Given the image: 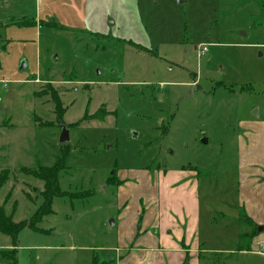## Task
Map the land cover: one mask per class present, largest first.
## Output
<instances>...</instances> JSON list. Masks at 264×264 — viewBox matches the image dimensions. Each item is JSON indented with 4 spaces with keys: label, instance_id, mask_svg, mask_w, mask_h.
Returning a JSON list of instances; mask_svg holds the SVG:
<instances>
[{
    "label": "rangeland",
    "instance_id": "rangeland-1",
    "mask_svg": "<svg viewBox=\"0 0 264 264\" xmlns=\"http://www.w3.org/2000/svg\"><path fill=\"white\" fill-rule=\"evenodd\" d=\"M250 123H264V0H0V208L38 227L16 247L0 232V253L115 264L119 216L130 226L157 177L194 171L200 264H264L240 207ZM40 167L65 193L44 216Z\"/></svg>",
    "mask_w": 264,
    "mask_h": 264
},
{
    "label": "crops",
    "instance_id": "crops-1",
    "mask_svg": "<svg viewBox=\"0 0 264 264\" xmlns=\"http://www.w3.org/2000/svg\"><path fill=\"white\" fill-rule=\"evenodd\" d=\"M243 128L246 139L241 136L237 170L243 202L240 207L246 213L245 219L258 229L252 246L259 249L264 248V123H250ZM199 176L194 171H179L157 177L163 187L158 185L155 190V203L140 204L130 226L124 221V215L119 216L118 238L128 236L129 240L126 239L125 246L116 249L115 264H184L187 257L189 264H200L197 251V246L202 245ZM120 181L123 185L129 184L125 178ZM173 196L175 200L171 199ZM125 209L124 205L121 214ZM240 238L239 234L238 241ZM239 253L251 251L241 250Z\"/></svg>",
    "mask_w": 264,
    "mask_h": 264
},
{
    "label": "trees",
    "instance_id": "trees-1",
    "mask_svg": "<svg viewBox=\"0 0 264 264\" xmlns=\"http://www.w3.org/2000/svg\"><path fill=\"white\" fill-rule=\"evenodd\" d=\"M93 116L95 119L103 120L106 116V112L104 111L103 108H101ZM29 174L44 182L45 188H44V191L41 192V194H43V197L45 199V202L42 206L43 216L53 213L52 209H50V207L52 206L53 200L65 194L64 192L61 191L60 186H59V181H58L59 168L58 167H40L37 170L30 171ZM3 180L4 179L0 176V186L3 183L2 182ZM121 184H122L121 181L118 180L115 186L119 187L121 186ZM36 215H37L36 218L39 219L38 214ZM39 215H40V219H39L40 221L43 216H41L42 214H39ZM246 220L253 229H256L255 225L249 219H246ZM24 228H33V230H37L38 227L35 224V221L33 219L28 223L26 221L16 223L13 221L12 214L7 215L5 213V210L3 208H0V232L12 238L13 247H16L17 236L19 232ZM256 233L253 234V236H255ZM13 250L14 251L9 252V253L2 252L0 253V255L2 256L4 260H7L8 262H10V264H17V258H16L17 250L15 249ZM242 250L250 251V250H246V248ZM186 260L188 261L189 257H187Z\"/></svg>",
    "mask_w": 264,
    "mask_h": 264
},
{
    "label": "water",
    "instance_id": "water-1",
    "mask_svg": "<svg viewBox=\"0 0 264 264\" xmlns=\"http://www.w3.org/2000/svg\"><path fill=\"white\" fill-rule=\"evenodd\" d=\"M179 3H182L183 1H186V0H177ZM259 56H261V54H259ZM62 127V132H61V135H60V143L61 144H68L70 142V136H69V130L67 128L66 125L62 124L61 125ZM204 142H206V139L204 140ZM262 229L260 228V231ZM184 264H189L188 261H186Z\"/></svg>",
    "mask_w": 264,
    "mask_h": 264
},
{
    "label": "built area",
    "instance_id": "built-area-1",
    "mask_svg": "<svg viewBox=\"0 0 264 264\" xmlns=\"http://www.w3.org/2000/svg\"><path fill=\"white\" fill-rule=\"evenodd\" d=\"M207 51V47L204 46L203 48H201V50L199 51L200 55L205 54V52Z\"/></svg>",
    "mask_w": 264,
    "mask_h": 264
}]
</instances>
